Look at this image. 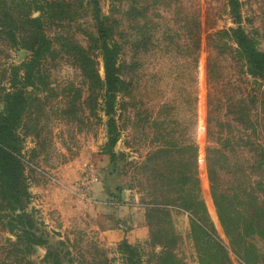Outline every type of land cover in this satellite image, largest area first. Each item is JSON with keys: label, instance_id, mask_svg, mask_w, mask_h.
Returning a JSON list of instances; mask_svg holds the SVG:
<instances>
[{"label": "rangeland", "instance_id": "obj_1", "mask_svg": "<svg viewBox=\"0 0 264 264\" xmlns=\"http://www.w3.org/2000/svg\"><path fill=\"white\" fill-rule=\"evenodd\" d=\"M239 2L237 22L230 0H100L120 51L108 90L91 0H44L40 24L0 0V110L11 67L47 47L15 127L22 220L0 192V264H126V241L144 264H264V73L236 33L264 52V0Z\"/></svg>", "mask_w": 264, "mask_h": 264}, {"label": "trees", "instance_id": "obj_2", "mask_svg": "<svg viewBox=\"0 0 264 264\" xmlns=\"http://www.w3.org/2000/svg\"><path fill=\"white\" fill-rule=\"evenodd\" d=\"M27 1V14L28 11L34 9L41 10L39 16L31 17V20L38 22L39 24L42 23L43 14H45L46 11L45 4L43 3L44 0ZM91 2L93 4L94 18L98 25V32L103 38L102 50L109 90L114 88L118 80L117 60L120 53L119 46L116 43H110L105 35V32L107 33V27L105 25L100 0H91ZM230 3L233 6V12L236 15L237 22H239L241 16L240 2L239 0H230ZM236 33L242 51L249 58L254 68L259 72L264 73V52L258 50L252 43L244 28L239 27L236 30ZM14 38L16 39L17 37L14 36ZM29 49L32 51L31 58L22 65H13L11 67L13 69L10 73L11 77L9 79L11 88H7L4 85L2 86L4 92L2 98L4 107L0 110V192L3 194V198L11 203V207H8L7 209L12 212L11 215L9 214L10 218H19L21 220L25 217L26 212L24 208L21 207L23 203V194L21 193L19 186L21 180L20 160L18 158L20 146L15 127L20 122L25 111L27 100L25 95L26 90L29 86L34 87L36 85V82L33 79L32 70H35L36 64L40 62L47 47L44 45V42H42L38 45H32ZM12 204L15 205L12 207ZM15 206L20 207L21 210L17 212V207ZM14 209L16 210L14 211ZM192 227L196 242L201 240L199 234L203 233L217 246L224 247L219 239H216L215 235L206 228L205 224L203 225L193 221ZM11 229H13V227H11ZM121 249H123L128 256L126 257V264H144L138 249L128 241L123 243Z\"/></svg>", "mask_w": 264, "mask_h": 264}, {"label": "crops", "instance_id": "obj_3", "mask_svg": "<svg viewBox=\"0 0 264 264\" xmlns=\"http://www.w3.org/2000/svg\"><path fill=\"white\" fill-rule=\"evenodd\" d=\"M134 231H135L134 229H130V232H134ZM102 234L107 239H110L111 237L112 238H115V237L123 238L125 236L127 237L129 236L128 234H126V231L122 230L121 228H118L117 226H114V228L113 227L102 228Z\"/></svg>", "mask_w": 264, "mask_h": 264}, {"label": "built area", "instance_id": "obj_4", "mask_svg": "<svg viewBox=\"0 0 264 264\" xmlns=\"http://www.w3.org/2000/svg\"><path fill=\"white\" fill-rule=\"evenodd\" d=\"M98 180L99 178L95 175L85 176V178L81 182V186L83 189H90Z\"/></svg>", "mask_w": 264, "mask_h": 264}]
</instances>
